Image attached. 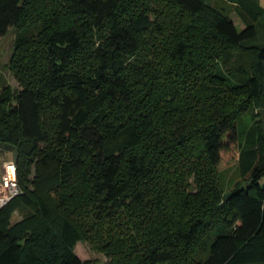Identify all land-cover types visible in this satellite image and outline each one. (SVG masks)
Instances as JSON below:
<instances>
[{"label": "trees", "instance_id": "obj_1", "mask_svg": "<svg viewBox=\"0 0 264 264\" xmlns=\"http://www.w3.org/2000/svg\"><path fill=\"white\" fill-rule=\"evenodd\" d=\"M225 1L241 30L207 0H0L21 84L0 91L19 189L0 264H91L78 242L113 264H264V7ZM230 145L244 184L225 195Z\"/></svg>", "mask_w": 264, "mask_h": 264}, {"label": "rangeland", "instance_id": "obj_2", "mask_svg": "<svg viewBox=\"0 0 264 264\" xmlns=\"http://www.w3.org/2000/svg\"><path fill=\"white\" fill-rule=\"evenodd\" d=\"M207 2L221 10L234 22L237 30H241L244 25L241 21L237 9L225 0H207ZM259 4L264 7V0H258ZM14 41L15 29L10 28L6 34L0 38V91L3 89L13 91L19 89L21 86L18 78L15 76L13 70L14 65L18 62L14 59ZM238 75L232 70V82L236 83ZM258 110V109H257ZM259 116L244 118L243 126L240 128L241 141L246 146L250 137L256 132L257 122ZM3 145V144H0ZM7 161H14V153L12 149H6L0 146V176L2 171V164ZM218 179L223 192L228 194L233 188L243 185L244 178L239 171V153L234 145H230V149L221 154V161L217 166ZM192 182V179H189ZM23 216L22 211H16L11 216V222H14ZM75 254L82 261H89L91 264H113L111 259L102 252L94 249L89 243L78 242L74 248Z\"/></svg>", "mask_w": 264, "mask_h": 264}, {"label": "built area", "instance_id": "obj_3", "mask_svg": "<svg viewBox=\"0 0 264 264\" xmlns=\"http://www.w3.org/2000/svg\"><path fill=\"white\" fill-rule=\"evenodd\" d=\"M18 194L16 166L13 161H7L2 164L0 176V207L4 206L12 197Z\"/></svg>", "mask_w": 264, "mask_h": 264}, {"label": "crops", "instance_id": "obj_4", "mask_svg": "<svg viewBox=\"0 0 264 264\" xmlns=\"http://www.w3.org/2000/svg\"><path fill=\"white\" fill-rule=\"evenodd\" d=\"M262 183H264V179H262Z\"/></svg>", "mask_w": 264, "mask_h": 264}]
</instances>
